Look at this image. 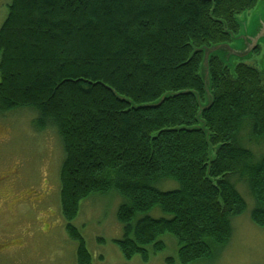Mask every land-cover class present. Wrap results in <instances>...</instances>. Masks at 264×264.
Here are the masks:
<instances>
[{
  "label": "trees",
  "instance_id": "trees-1",
  "mask_svg": "<svg viewBox=\"0 0 264 264\" xmlns=\"http://www.w3.org/2000/svg\"><path fill=\"white\" fill-rule=\"evenodd\" d=\"M257 1H11L0 114L29 110L34 128L57 133L61 216L78 264L91 256L72 221L83 200L112 191L123 199L116 242L126 259L147 261L163 234L177 239L182 264L210 259L246 200L264 228V70L211 56L212 104L204 127L197 119L206 102L199 49L233 41ZM166 180L178 188L159 189ZM154 207L170 217L137 218Z\"/></svg>",
  "mask_w": 264,
  "mask_h": 264
},
{
  "label": "rangeland",
  "instance_id": "rangeland-1",
  "mask_svg": "<svg viewBox=\"0 0 264 264\" xmlns=\"http://www.w3.org/2000/svg\"><path fill=\"white\" fill-rule=\"evenodd\" d=\"M11 1L0 0V27L7 17ZM260 19H264V0H258L252 10L239 16V30L234 33L239 38L229 44L242 47L256 31V22ZM257 49L248 58L229 56L228 63L234 65L242 61L264 70V36ZM33 116L29 110L0 114V264H78V242L69 237L66 221L61 216V141L53 129L40 131L34 128ZM178 186L171 180L157 184L163 191ZM34 190L43 192V196L49 194L46 199L47 194L43 197V203L47 200L49 214L56 213V220L63 221L61 226L49 234H35L32 241H25L27 245L24 248H1L3 242L7 246V235H19L22 229L30 226L32 210L24 203L30 200L20 201L24 196L27 198L30 193H36ZM246 197L250 199L248 194ZM122 202L115 191L93 195L81 202L72 224L85 240L91 264H182L178 257V241L171 234L160 237L165 245L163 250L153 252L149 247L147 261L141 255L131 259L122 255L116 242L123 237V224L117 219V210ZM246 202V210L232 218L233 234L229 243L216 250L212 258L190 264H264V228L251 219L255 204ZM144 216L170 217L159 207L139 214L137 218Z\"/></svg>",
  "mask_w": 264,
  "mask_h": 264
},
{
  "label": "water",
  "instance_id": "water-1",
  "mask_svg": "<svg viewBox=\"0 0 264 264\" xmlns=\"http://www.w3.org/2000/svg\"><path fill=\"white\" fill-rule=\"evenodd\" d=\"M230 35H231L232 40H236L237 38H239L238 36L236 37L233 32H230ZM263 36H264V19H260L258 20V22H256V31L254 32V34L248 40L244 41L243 46L240 48L236 47L234 44L231 45L229 43H221L217 45H212L210 47H202L199 49L204 54L203 61L201 64V76L205 83V91H206V102L202 103L198 99L200 109H199L197 119L201 124L200 126L201 128L204 127L205 125V122L201 120L202 113L203 111L208 109L212 104V97L210 93L211 80H210V74H209L210 57L213 55H218L227 65H229L230 67H234V65H230L228 63L229 56L231 57L235 56V58H238V59L248 58L251 55V53L255 49H257V47H259V42ZM160 102H161V99L159 100L157 104H159Z\"/></svg>",
  "mask_w": 264,
  "mask_h": 264
},
{
  "label": "flooded vegetation",
  "instance_id": "flooded-vegetation-1",
  "mask_svg": "<svg viewBox=\"0 0 264 264\" xmlns=\"http://www.w3.org/2000/svg\"><path fill=\"white\" fill-rule=\"evenodd\" d=\"M34 191L36 193H30L27 196V198L23 195L24 199H21L20 201L22 202L25 200H30L29 202H26V201L24 202V203H27L32 210L33 219L31 221L30 226L22 229V233L19 235L18 234L7 235V246L5 245V242H3V245L1 248L3 247L4 248L16 247L17 249L24 248L27 245L25 241L27 240H29V242L32 241L35 234L37 233L49 234L54 229L59 228L61 226L62 221L56 220V213L49 214V209L47 210L46 208L47 200L45 201V204L43 203V201L47 198L49 194L47 193H46L47 195L44 194V196L46 195V197L45 199H43L44 197L42 194L43 192H39L37 190H34ZM66 226H67V223H66Z\"/></svg>",
  "mask_w": 264,
  "mask_h": 264
}]
</instances>
